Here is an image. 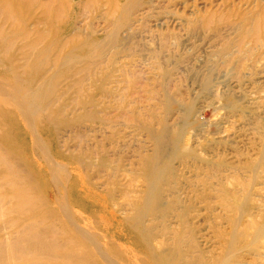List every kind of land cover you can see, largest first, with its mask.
Segmentation results:
<instances>
[{"label":"rangeland","instance_id":"rangeland-1","mask_svg":"<svg viewBox=\"0 0 264 264\" xmlns=\"http://www.w3.org/2000/svg\"><path fill=\"white\" fill-rule=\"evenodd\" d=\"M74 48L82 58L79 74L60 84L55 102L65 116H78L73 82L81 80L91 93L81 94L82 102L100 103L97 115L87 108L81 123L69 126L30 117L43 145L34 152L30 131L0 105V155L10 141L17 149L16 167L0 156V264L49 263L41 243L56 244L51 253L61 255L56 192L62 180L52 178L47 161L66 167L69 154L83 163L66 183L72 207L107 240L126 244L130 258H143L144 250L116 206L133 202L143 187H131L122 199V185L129 186L122 172L140 166L148 181L170 166L177 177L165 183L166 195L177 193L183 204L191 199V206L207 165L220 163L228 191L247 193L253 212L264 206V0H0V57L16 60L22 80L28 79L24 64L36 59L51 63L34 80L49 69L48 77L58 73L54 61ZM1 62L2 88L15 91V75ZM95 72L103 80L98 88ZM53 113L51 106L44 115ZM108 151L113 156L103 162ZM252 167L260 171L255 179ZM15 179L28 201L15 197ZM45 208L54 216L41 218L34 235L18 227Z\"/></svg>","mask_w":264,"mask_h":264},{"label":"bare ground","instance_id":"bare-ground-1","mask_svg":"<svg viewBox=\"0 0 264 264\" xmlns=\"http://www.w3.org/2000/svg\"><path fill=\"white\" fill-rule=\"evenodd\" d=\"M77 50L74 48V52L66 57L58 59L56 57L57 60L54 61L56 65L53 66L58 73L48 77L47 74L51 71L49 69L41 77V80L38 78L37 81L34 80V76L43 72L51 61L36 59L24 64L23 69L25 73H28L26 74L28 79L22 80L15 74L16 60L9 61V58L0 57V61L7 63V69L12 75H15V91L4 90L2 88L4 85L2 86L0 81V105L9 107L30 131L33 136L34 152H39L43 145L39 136L35 135L37 131L34 132L33 127L30 126V117H43L50 122L62 121L65 126H69L70 123L80 124L84 115L81 112L87 108H93L97 115L100 103L97 101L82 102L83 95L86 96L90 92L83 89L81 80L73 82L78 97L72 102L75 103L76 110L79 112L81 110L78 116L71 118L65 116V108L60 104L57 105V101L55 102L56 96L60 93V84L71 76L79 74L80 69L77 68V64L82 58L77 56ZM93 55L94 52L88 57ZM71 68H73L72 71ZM92 80L97 88L99 82L100 86H103V80H100L98 72L93 74ZM37 82H39L37 88L32 90L33 85ZM77 87L82 88L79 90ZM18 93L22 94L24 101ZM87 99H90L89 102H91L94 98L90 96ZM51 106L54 107V113L49 118L44 115V112ZM8 144L2 149L0 156L1 158H11V160H5V163L16 167L17 149L15 143L10 141ZM13 146L15 148L11 149ZM182 152L185 153L184 150ZM110 154V151L104 154L103 162L108 159ZM112 156L111 154L110 157ZM191 156L188 155V157ZM65 159L69 162L66 167H59L60 164L55 161L56 159L47 161L52 178L60 176L62 180V185L58 182V186L57 183L59 189L56 192V204L57 214L62 223L64 247L59 246L62 252L58 257L51 253L57 246L56 244L41 243L40 249L48 253L49 260L52 259L46 264H264V206L253 212L255 205L253 206L247 193L240 194L236 190L228 191L222 184L225 178L221 172L222 169H220L222 164L207 165L206 171H204L205 176L198 180L201 193L196 194L194 198L198 203L194 204L195 201H193L191 206L189 205L191 199L189 204H183L177 193H171L170 199L166 195L169 190L167 191V185L164 186L165 183L177 177L170 166L165 167L161 172H156L148 181L142 180L140 166L138 172L125 170L122 172L127 180V184H124L129 185L128 188L122 185V199H127L129 194L127 191L131 187L134 189L137 184L143 187L133 202L124 200L116 206V212L122 214V222L135 234L144 250L143 258L134 259L130 258L126 244L116 243L113 239L107 240L106 236L98 231L96 222L89 217L81 216L72 207L69 187L76 175L82 172L80 165L83 163L81 158L75 154L66 155ZM94 166L99 167L98 165ZM108 168L107 166V170ZM74 170H77L78 173L73 174ZM258 170L252 167L251 172L256 173ZM259 173L260 171L254 174L253 179ZM132 174H134V178L131 177ZM121 175L118 172L112 177L113 181H116L114 183L116 191L119 186L118 177ZM13 183L15 186L18 181L15 179ZM211 185L215 186L211 187ZM30 186L35 189L34 186ZM15 188V197L24 202L28 201L23 190L25 187L16 185ZM39 196L36 199H40ZM112 214L115 215L113 212ZM53 216L54 211L45 208L39 215L30 216L28 219L16 223L19 228L34 235L36 224L41 218H53ZM56 260H60V263H57Z\"/></svg>","mask_w":264,"mask_h":264}]
</instances>
